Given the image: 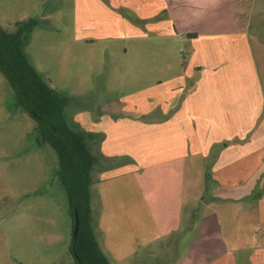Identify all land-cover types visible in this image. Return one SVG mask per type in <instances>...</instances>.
<instances>
[{
    "label": "rangeland",
    "instance_id": "rangeland-1",
    "mask_svg": "<svg viewBox=\"0 0 264 264\" xmlns=\"http://www.w3.org/2000/svg\"><path fill=\"white\" fill-rule=\"evenodd\" d=\"M253 2L250 48L244 56L238 52V60L248 61L250 57L253 79L264 84V0H247V5L239 8ZM99 15L89 17L91 31L112 23ZM29 18H38L40 24L24 46L25 53L52 87L69 97L65 109L69 121L94 136L90 143L100 163L91 171V203L96 235L107 253L99 226V179L150 162L136 160L129 153L130 141L137 137L150 149L152 124L157 122L153 118L160 114L163 104L170 116L178 111L177 103L190 97L193 81L200 78L194 67L201 60L196 52L200 43L182 34L148 31L145 37L94 38L95 42L86 44L73 38L76 30L85 31L81 20H76L75 0H0V24L4 28L15 30L16 22ZM167 65L170 72L165 69ZM172 74L178 78V86L168 97L173 85L158 86L155 80ZM203 124L205 131L199 135L205 139L204 153L211 159L206 167L214 174L221 142L236 134L225 128L215 132L210 118ZM36 125L24 108L13 105L12 88L0 72V264H75L70 252L73 216L58 175L59 156L50 143L38 141ZM111 141L118 142L121 151H106V142L109 145ZM226 157L229 159L230 154ZM201 171L202 165H197L196 184ZM205 194L201 199L203 212L184 211L180 227L152 246V256L142 250L124 260L111 258L112 264H171L179 259L191 241L199 216L207 210ZM229 247L237 252L236 264H264V251L254 254L253 246Z\"/></svg>",
    "mask_w": 264,
    "mask_h": 264
},
{
    "label": "crops",
    "instance_id": "crops-1",
    "mask_svg": "<svg viewBox=\"0 0 264 264\" xmlns=\"http://www.w3.org/2000/svg\"><path fill=\"white\" fill-rule=\"evenodd\" d=\"M75 3L76 20H81L85 29L76 30L75 41L90 44L95 42L94 38L145 37L148 31H161L164 35L182 34L181 37L185 35L200 43L196 52L201 60L194 65L200 78L193 81L190 97L180 105L177 103L178 111L170 116L163 104L160 114L153 118L157 122L152 124L150 149L137 137L130 141L129 153L136 160L142 162L145 158L150 162L99 179V226L107 253L103 251L110 261L124 260L142 250L152 256V246L180 227L184 211L203 212L201 199L205 193L207 210L199 216L187 249L171 264H236L237 252L232 251L230 244L253 246L254 254H261L264 152L260 158L258 155L264 151V84L253 79L254 63L250 57L248 61L238 60V52L244 56L250 48L249 21L255 3L244 9L239 6L247 5V0ZM94 14L112 23L97 32L91 31L87 23ZM165 69L170 72L171 66ZM155 81L158 86L173 85L168 97L178 86V78L173 74ZM207 118L214 122L215 132L225 128L236 134L221 142L214 174L206 167L211 159L204 153L207 145L199 135L205 131L203 122ZM118 144L106 142V151H121ZM197 165H202V171L196 184Z\"/></svg>",
    "mask_w": 264,
    "mask_h": 264
},
{
    "label": "trees",
    "instance_id": "trees-1",
    "mask_svg": "<svg viewBox=\"0 0 264 264\" xmlns=\"http://www.w3.org/2000/svg\"><path fill=\"white\" fill-rule=\"evenodd\" d=\"M39 24L38 18L16 22L15 30L0 24V72L12 88L13 105L36 120L38 141L50 143L59 156L58 175L73 216L70 252L75 264H112L98 241L93 218L91 171L100 163L90 143L93 135L69 121L65 113L69 97L52 87L24 51ZM76 212L80 226L75 239Z\"/></svg>",
    "mask_w": 264,
    "mask_h": 264
},
{
    "label": "water",
    "instance_id": "water-1",
    "mask_svg": "<svg viewBox=\"0 0 264 264\" xmlns=\"http://www.w3.org/2000/svg\"><path fill=\"white\" fill-rule=\"evenodd\" d=\"M79 226H80V220H79V215L76 212V225H75V229H74V238H77L78 235V231H79Z\"/></svg>",
    "mask_w": 264,
    "mask_h": 264
}]
</instances>
